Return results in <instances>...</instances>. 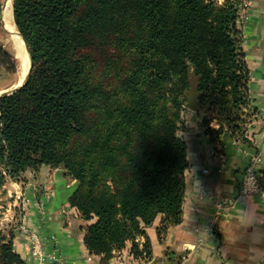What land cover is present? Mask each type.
Wrapping results in <instances>:
<instances>
[{
    "label": "trees",
    "instance_id": "obj_1",
    "mask_svg": "<svg viewBox=\"0 0 264 264\" xmlns=\"http://www.w3.org/2000/svg\"><path fill=\"white\" fill-rule=\"evenodd\" d=\"M243 4L14 0L33 67L26 85L0 97V190L29 170L61 169L76 182L68 203L91 222L89 251L108 261L131 242L133 255L151 259L147 228L161 217L163 239L183 220L189 162L179 131L191 89L213 142L225 130L246 140ZM0 67L16 72L3 48ZM0 264H25L12 235L0 233Z\"/></svg>",
    "mask_w": 264,
    "mask_h": 264
},
{
    "label": "crops",
    "instance_id": "obj_2",
    "mask_svg": "<svg viewBox=\"0 0 264 264\" xmlns=\"http://www.w3.org/2000/svg\"><path fill=\"white\" fill-rule=\"evenodd\" d=\"M6 2L0 0V48L18 60L5 26ZM245 3V18L238 28L243 35L253 110L246 125V140L225 130L213 142L198 112L186 108L179 131L187 144L189 162L181 224L169 229L163 239L157 231L161 217L147 228L151 259L133 255L129 242L106 261L85 244L91 222L84 220L68 201L58 205L56 181L70 187L76 182L67 178L63 170L44 166L37 173L25 172L21 181L8 179L0 190V233L13 236L15 251L25 264L40 262L32 255V240L20 229L22 223L39 237L45 264H165L167 250L181 255V264H264V194L237 200L243 173L253 158L259 159L256 168L264 184V0ZM1 73L0 96L19 85L17 75L2 77ZM211 127L219 129L220 125L213 122ZM220 154L226 157L224 166ZM234 201L230 206L229 202ZM137 241L142 246L146 238L141 236Z\"/></svg>",
    "mask_w": 264,
    "mask_h": 264
},
{
    "label": "built area",
    "instance_id": "obj_3",
    "mask_svg": "<svg viewBox=\"0 0 264 264\" xmlns=\"http://www.w3.org/2000/svg\"><path fill=\"white\" fill-rule=\"evenodd\" d=\"M246 7H247V4L245 3V0H244L243 10H245ZM244 18H245V15H243L242 13L241 19H244ZM241 19L239 20V22H241ZM220 158L224 166L226 162V157L224 156V154H220ZM258 161H259L258 157L253 158V162L245 169L243 176H242L240 193H239L237 200H242L245 198H252V197L261 196L264 194V187L261 181V173L256 168V163ZM204 173H208V170H204ZM234 203L235 201L229 202V205L230 206L234 205ZM20 229L23 232L29 234L31 237L32 255L38 258L40 264H45V259H44L43 252H42V244H41L39 237L33 233H30V231L28 230L27 226L24 223H22V225L20 226ZM54 260L58 261L56 258H54Z\"/></svg>",
    "mask_w": 264,
    "mask_h": 264
},
{
    "label": "bare ground",
    "instance_id": "obj_4",
    "mask_svg": "<svg viewBox=\"0 0 264 264\" xmlns=\"http://www.w3.org/2000/svg\"><path fill=\"white\" fill-rule=\"evenodd\" d=\"M4 21L11 34V42L20 62L18 86L22 85L30 68V57L23 37L17 29L13 14V0H7L4 9Z\"/></svg>",
    "mask_w": 264,
    "mask_h": 264
},
{
    "label": "water",
    "instance_id": "obj_5",
    "mask_svg": "<svg viewBox=\"0 0 264 264\" xmlns=\"http://www.w3.org/2000/svg\"><path fill=\"white\" fill-rule=\"evenodd\" d=\"M25 44H26V47H27V50H28V53H29V57H30V52H29V48H28V45H27L26 41H25ZM32 67H33V64H32V60H31V57H30V68H29L28 74H27L23 84L20 85V86H17L16 88H14V89H12L10 91H7V92L3 93L0 97L13 94V93L19 91L24 85H26L28 83L29 79H30ZM186 108H188V109H190L192 111H195V112H199V110H200V107H199V94L196 92L195 89H191L190 93L188 94V101L186 103ZM75 186H76V184H74L73 186L70 187V186H67L64 181H59V180L56 181V183L54 185V190L58 194V198H59L58 205L59 206H62L63 204H65L68 201L69 197L72 194V189Z\"/></svg>",
    "mask_w": 264,
    "mask_h": 264
},
{
    "label": "rangeland",
    "instance_id": "obj_6",
    "mask_svg": "<svg viewBox=\"0 0 264 264\" xmlns=\"http://www.w3.org/2000/svg\"><path fill=\"white\" fill-rule=\"evenodd\" d=\"M8 37H10L9 35H8ZM13 56V55H12ZM13 58H14V61H15V65H16V72H10V71H8L7 69H5L4 67H0V71L2 72L1 73V76L2 77H7V76H11V75H17L18 76V78H19V73H20V62H19V60H16V58H15V56H13ZM10 74V75H9ZM16 76V77H17ZM10 78V77H9ZM4 187V186H3ZM2 187V188H3ZM3 234V233H2Z\"/></svg>",
    "mask_w": 264,
    "mask_h": 264
}]
</instances>
